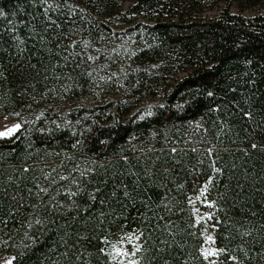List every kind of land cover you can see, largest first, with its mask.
<instances>
[{"label":"trees","instance_id":"trees-1","mask_svg":"<svg viewBox=\"0 0 264 264\" xmlns=\"http://www.w3.org/2000/svg\"><path fill=\"white\" fill-rule=\"evenodd\" d=\"M258 6L0 0V119L21 125L0 138V257L117 264L136 236L137 264H264Z\"/></svg>","mask_w":264,"mask_h":264},{"label":"rangeland","instance_id":"rangeland-1","mask_svg":"<svg viewBox=\"0 0 264 264\" xmlns=\"http://www.w3.org/2000/svg\"><path fill=\"white\" fill-rule=\"evenodd\" d=\"M130 3H126L125 7L129 6ZM264 7L262 6H258L254 9H252L251 11H246L244 14L246 15H251L254 12L258 11V10H262ZM219 12V9H214L211 11H206L205 15L209 16V17H213L215 15H217ZM19 123L17 120H11L8 118H1L0 119V131L4 130L6 126H12L14 124ZM195 213H196V219L197 222H200L203 224V236H204V244L202 247V255L205 251L211 252L212 250H215L214 248V243H213V239L212 240H208V237H212L213 238V233H212V229L211 226H209L207 224V216L204 214V212L200 209V205L201 202H199L197 199H193L192 201ZM129 237V236H128ZM128 237L118 241L116 244H114L111 247V254L112 256H116V259H114L116 261L117 264H126V262L128 260H136V255L135 256H127V257H123V256H118L116 255V253L113 251V248H120L122 250H127V251H134V247L133 245H136L138 248L140 247V242L138 240H133L131 243L129 242ZM204 257V255H203ZM215 255H209L208 256V260L210 263H214L215 262ZM137 261V260H136ZM12 262V257L10 256H6V255H2L0 257V264H11Z\"/></svg>","mask_w":264,"mask_h":264},{"label":"snow or ice","instance_id":"snow-or-ice-1","mask_svg":"<svg viewBox=\"0 0 264 264\" xmlns=\"http://www.w3.org/2000/svg\"><path fill=\"white\" fill-rule=\"evenodd\" d=\"M0 14H2V13H0ZM209 95H211V93H209ZM245 116H249L250 117L251 113L246 112ZM20 127H21V125L19 123L14 124L12 126H6L4 130L0 131V138H2V137H11L14 133H16L20 129ZM253 147H255V145H253ZM205 202L208 203L210 207L212 206V202H208V201H205ZM205 215L208 216L209 218H211V214L210 213H206ZM128 239H129V242L131 243L133 240H139V237L129 236ZM212 239H213L212 237H208V240H212ZM133 247H134L135 250L131 251V252L127 251V250H122L120 248H113V251L118 256H123V257H127V256H130V255L131 256H135L136 252L139 251V248L136 245H133ZM101 251L104 252L105 249H101ZM219 251H223V250H212L211 252L205 251L203 253L204 258L208 259V256L210 254L211 255H215V254H218ZM107 254L110 255L112 259H116V256H112L111 253H107ZM229 258L233 259V260L236 259L235 257H229ZM126 264H137V261L135 259L128 260L126 262Z\"/></svg>","mask_w":264,"mask_h":264}]
</instances>
